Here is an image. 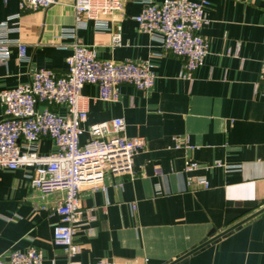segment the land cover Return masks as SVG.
I'll list each match as a JSON object with an SVG mask.
<instances>
[{"label":"crops","instance_id":"1","mask_svg":"<svg viewBox=\"0 0 264 264\" xmlns=\"http://www.w3.org/2000/svg\"><path fill=\"white\" fill-rule=\"evenodd\" d=\"M207 1L209 21L201 34L209 50L192 80L180 76L183 57L139 29L138 2L110 16L109 29L95 30L89 22L76 31L99 58L138 62L160 53L152 58L155 79L146 91L122 84L117 101L100 100L94 84L80 91L88 111L81 142L90 124L122 117L125 134L143 136L145 144L133 157L132 174L107 170L105 189L81 187L83 215L93 217L76 227L80 250L72 257L52 241L59 222L54 208L64 192L41 196L30 186L28 168L0 167L1 256L33 246L43 254L41 264H264V211L215 237L264 206L263 84L254 91L264 60V0ZM73 4L58 0L22 10L17 0H0V22L18 28L10 36L25 44L27 55L20 60L11 47L0 64V90L28 83L40 68L65 73L73 39L61 29L74 22ZM117 25L121 45L112 46ZM49 107L66 112L63 105ZM183 140L193 148L177 147ZM38 145L41 154L56 150L48 137ZM187 158L198 162L196 170L184 171ZM188 176L203 177L208 186L188 185Z\"/></svg>","mask_w":264,"mask_h":264},{"label":"built area","instance_id":"2","mask_svg":"<svg viewBox=\"0 0 264 264\" xmlns=\"http://www.w3.org/2000/svg\"><path fill=\"white\" fill-rule=\"evenodd\" d=\"M17 1L22 10L46 9L58 2ZM128 1L142 5L140 13L134 17L139 29L163 50L183 57L180 76L192 80L209 50L208 39L201 34L202 27L209 21L207 0H74V22L61 29V36L73 39L65 73L57 74L51 69L40 68L31 74L28 83L0 90L3 108L0 167L28 168L30 171L26 176L30 186L41 196L64 192L54 208L59 222L53 228L52 241L62 247L68 257L80 250V245L74 241L76 227L87 224L93 217L89 211L83 215L86 210L79 202L81 187L89 185L105 189L102 181L107 170L115 174H132L133 157L145 144L143 136L128 137L125 134L122 117L90 124L87 128L89 138L80 141L88 112L86 98L80 93L84 84L96 85L100 100L117 101L122 84H131L146 91L154 83L152 58L160 53L138 62L99 58L94 49L82 44L76 36V31L86 28L89 22L95 30L109 29L110 16L121 14ZM17 29L11 27L8 20L0 22V64L7 62L12 46H16L20 60L27 57L25 44L10 36ZM111 44L121 45L119 25L112 33ZM260 84L264 86V60L254 86L255 92H258ZM51 104L65 106L66 112L53 111L49 107ZM42 137L54 142L56 150L53 153H39L38 143ZM176 146L193 148L186 140L176 143ZM198 166L197 161L187 158L184 171L192 172ZM193 182L208 186L205 178L188 176L187 184ZM42 260L41 250L33 246L25 250L11 249L6 257L0 255V264H41Z\"/></svg>","mask_w":264,"mask_h":264},{"label":"water","instance_id":"3","mask_svg":"<svg viewBox=\"0 0 264 264\" xmlns=\"http://www.w3.org/2000/svg\"><path fill=\"white\" fill-rule=\"evenodd\" d=\"M263 211H264V206L261 207L260 209L256 210L255 212L251 213L250 215L246 216L245 218L239 220L238 222H236L235 224L231 225L230 227L225 228L224 230H222V231H221L218 235H216L215 237H218V236H221V235L227 233L228 231L232 230L233 228H235V227H237L238 225L244 223L245 221L251 219L252 217H254V216L260 214V213L263 212ZM215 237H214V238H215Z\"/></svg>","mask_w":264,"mask_h":264}]
</instances>
